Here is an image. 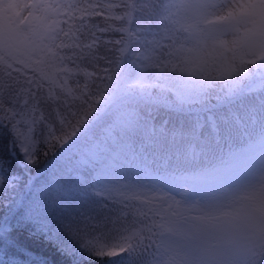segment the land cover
I'll use <instances>...</instances> for the list:
<instances>
[{
	"label": "snow or ice",
	"instance_id": "6c2138e0",
	"mask_svg": "<svg viewBox=\"0 0 264 264\" xmlns=\"http://www.w3.org/2000/svg\"><path fill=\"white\" fill-rule=\"evenodd\" d=\"M0 145V240L264 264V0H0Z\"/></svg>",
	"mask_w": 264,
	"mask_h": 264
},
{
	"label": "trees",
	"instance_id": "16d2710c",
	"mask_svg": "<svg viewBox=\"0 0 264 264\" xmlns=\"http://www.w3.org/2000/svg\"><path fill=\"white\" fill-rule=\"evenodd\" d=\"M119 0H104V3H118ZM120 11L114 10L110 15H119ZM113 27H121L119 21H111ZM111 39H119V34H114L110 37ZM89 72L92 71L91 68L87 69ZM31 71V69H29ZM215 84H221V81H214ZM71 84V81H69ZM218 90V89H217ZM247 144L246 137L234 138L230 143H225L222 148L225 152L229 149L234 151L241 150ZM5 146L0 145V149ZM52 152H49L47 156H39V165L33 166L28 165L27 171L25 172L22 165H17L14 159H8L7 163L16 172L24 174L26 177H33V187H38L40 184L47 182L52 178V174L45 172V165L47 161L51 159ZM21 195L29 191V189H21ZM3 199V197H0ZM6 203V201H5ZM3 211V207H0V212ZM257 260L260 258L257 257ZM0 264H72V258L61 252L55 245L50 241L46 240L41 235H30L26 230H20L16 235L7 240H0ZM83 264H89V261L85 260ZM115 264V262H111Z\"/></svg>",
	"mask_w": 264,
	"mask_h": 264
}]
</instances>
